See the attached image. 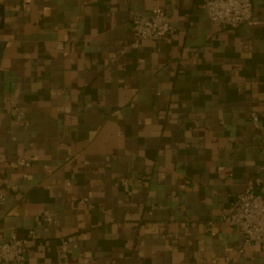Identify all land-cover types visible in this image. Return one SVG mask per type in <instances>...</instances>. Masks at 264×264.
Returning a JSON list of instances; mask_svg holds the SVG:
<instances>
[{"label":"crops","instance_id":"obj_1","mask_svg":"<svg viewBox=\"0 0 264 264\" xmlns=\"http://www.w3.org/2000/svg\"><path fill=\"white\" fill-rule=\"evenodd\" d=\"M252 2L250 24L223 29L203 0H2L0 172L17 189L0 243L33 231L22 264H264L220 221L264 178ZM154 6L177 32L137 40L132 13Z\"/></svg>","mask_w":264,"mask_h":264},{"label":"built area","instance_id":"obj_2","mask_svg":"<svg viewBox=\"0 0 264 264\" xmlns=\"http://www.w3.org/2000/svg\"><path fill=\"white\" fill-rule=\"evenodd\" d=\"M2 0H0V5ZM201 8L206 12L210 22L220 28H237L250 24L254 18V5L252 0H203ZM131 24L137 40L159 41L174 35L177 30L170 23L166 12L159 6L150 9L144 15L133 12ZM138 46L136 41L133 45ZM19 120L22 113L16 112ZM251 123L255 127L261 126L258 114L253 113ZM26 166L30 164L25 159L20 160ZM130 182H124L129 185ZM15 191L16 186L9 184L0 172V203L6 200L7 190ZM88 201L83 200L82 202ZM220 221L236 228L244 237L243 244L238 249L239 255H244L247 248L255 243L264 244V178L255 177L249 180L245 190L237 195L226 214ZM48 230L51 219H45ZM34 239V232L30 231L23 237L13 236L0 243V264H22L26 261L29 245ZM62 252H68V243L61 245ZM212 264H219L212 260Z\"/></svg>","mask_w":264,"mask_h":264}]
</instances>
